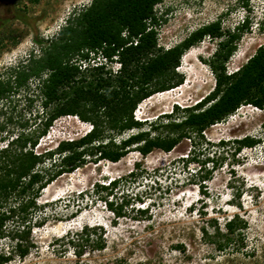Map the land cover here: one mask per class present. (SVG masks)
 <instances>
[{"label":"rangeland","instance_id":"1","mask_svg":"<svg viewBox=\"0 0 264 264\" xmlns=\"http://www.w3.org/2000/svg\"><path fill=\"white\" fill-rule=\"evenodd\" d=\"M93 1L0 0V80L30 55L41 54L36 38L48 45L73 13ZM155 10L161 21L158 44L163 49L179 44L192 32L220 18L222 28L227 30L249 15L250 30L244 33L227 63L228 72L238 70L264 46V0H250L248 9L243 0H163ZM217 42L206 37L190 48L178 68L184 76L183 84L156 93L137 106L134 118L147 120L144 130H150L151 123L166 122V115L196 105L213 91L215 75L209 61ZM98 58L93 56L91 61L79 64L83 68L102 64L105 70L118 74L121 64L117 59L101 56L99 62ZM42 113L36 82L29 90L21 89L11 99L1 101L0 149L23 131V123L28 121L32 128L40 125L45 116ZM91 128V123L76 116L59 117L35 151L42 153L60 141L78 139ZM138 130L126 131L115 140ZM245 136L261 142L235 152L237 145L233 142ZM213 161L222 164L213 179L207 181L208 195L204 196L198 185L189 181L201 167L211 170ZM115 179H121L115 197L130 200L137 195L142 201L132 200V206L136 210L149 207L146 216H138L135 210L115 218L103 202L95 200L94 185ZM13 199L14 196L9 198L6 207ZM39 203L42 207L36 217L43 213L48 218L43 227L33 228L36 248L26 258L15 257L6 264H264V110L243 105L226 120L208 128L203 138H184L170 152L155 149L143 156L132 148L116 163L91 158L84 167L46 187ZM235 214L248 224L245 245L236 242L229 250L219 252L203 237L201 229L213 232L212 220L223 227ZM86 225L102 226L106 248H78L83 254L77 256L68 236ZM2 245L0 250L8 251L9 241Z\"/></svg>","mask_w":264,"mask_h":264},{"label":"trees","instance_id":"2","mask_svg":"<svg viewBox=\"0 0 264 264\" xmlns=\"http://www.w3.org/2000/svg\"><path fill=\"white\" fill-rule=\"evenodd\" d=\"M162 1L94 0L89 7L73 13L48 45L36 38L41 54L30 55L0 80V102L11 99L21 89L29 90L32 82H36L42 114H45L40 125L34 128L28 121L23 123V131L0 149V245L4 241L10 243L8 251L0 250V264L15 257L24 259L36 248L33 228L43 227L48 218L43 213L36 217L42 207L41 192L59 177L84 167L89 159L116 163L132 148L143 156L155 149L170 152L184 138H203L208 128L226 120L243 105L264 110V46L238 70L227 71V63L244 33L250 30L249 15L227 30L222 28L220 18L192 32L179 44L163 49L158 44L161 21L155 10ZM249 1L243 0L244 8L248 9ZM206 37L218 41L209 61L215 75L213 91L196 105L166 115V122L151 123L150 130H144L147 120L134 118L137 106L156 93L182 85L184 76L178 72L181 60ZM93 56L117 59L121 64L118 74L105 70L102 64L85 68L79 64L91 61ZM62 116H76L91 123L92 128L78 139L63 140L55 148L36 152L53 122ZM133 129L139 130L120 141L115 140L116 136ZM151 131L155 134L151 135ZM260 142L245 136L233 143L237 145L235 152H240ZM221 164L213 161L211 170L201 167L189 182L197 184L207 196L205 185ZM120 182L121 179H115L108 184L97 183L93 189L95 200L103 202L115 218L126 217L136 210L132 200L142 201L137 195L130 200L125 197L118 200L114 191ZM13 196L14 201L6 207ZM148 212L149 207L136 210L140 217ZM211 228L210 233L206 228L201 229L203 237L219 252L229 250L236 242L239 246L245 245L248 224L239 214L227 219L223 227L212 220ZM104 235L102 226L86 225L80 232L68 236V243L81 256L83 251L78 248L104 250L107 244Z\"/></svg>","mask_w":264,"mask_h":264},{"label":"clouds","instance_id":"3","mask_svg":"<svg viewBox=\"0 0 264 264\" xmlns=\"http://www.w3.org/2000/svg\"><path fill=\"white\" fill-rule=\"evenodd\" d=\"M100 58H101V56H99V58H98V61H99V62L101 61ZM94 62H95V61H94ZM90 130H91V129H89V131H90ZM89 131H88V132H89Z\"/></svg>","mask_w":264,"mask_h":264}]
</instances>
